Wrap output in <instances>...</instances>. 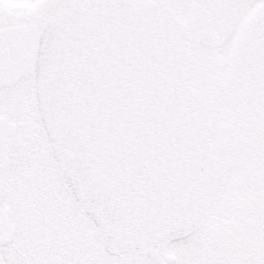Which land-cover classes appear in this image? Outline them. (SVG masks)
I'll return each instance as SVG.
<instances>
[{
    "label": "snow or ice",
    "instance_id": "6c2138e0",
    "mask_svg": "<svg viewBox=\"0 0 264 264\" xmlns=\"http://www.w3.org/2000/svg\"><path fill=\"white\" fill-rule=\"evenodd\" d=\"M0 264H264V0H0Z\"/></svg>",
    "mask_w": 264,
    "mask_h": 264
}]
</instances>
